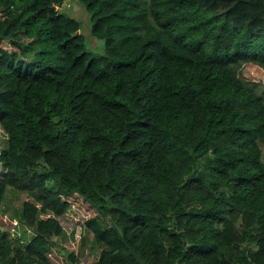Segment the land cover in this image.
<instances>
[{"label":"trees","instance_id":"1","mask_svg":"<svg viewBox=\"0 0 264 264\" xmlns=\"http://www.w3.org/2000/svg\"><path fill=\"white\" fill-rule=\"evenodd\" d=\"M65 1L0 0V264H264V0Z\"/></svg>","mask_w":264,"mask_h":264},{"label":"rangeland","instance_id":"2","mask_svg":"<svg viewBox=\"0 0 264 264\" xmlns=\"http://www.w3.org/2000/svg\"><path fill=\"white\" fill-rule=\"evenodd\" d=\"M60 11H62L64 14L76 19L80 24H81V33L84 37V40L87 44L88 47V43L91 44L92 46V53L95 54H103L104 51V46H103V42L101 40H98L95 37H92L90 34V27L92 25V22L90 20V17L88 15V13H86L84 11V9L82 7H80L77 2H75L74 0H67L63 3L62 7L60 8ZM89 27V29H88ZM89 30V33H88ZM246 77H251V75L247 72V71H243L242 72ZM252 79L254 81H263L264 83V73L263 72H258V73H253L252 74ZM4 141L5 139L1 138L0 135V150L4 147ZM263 160H264V149H263ZM2 175V170L0 169V176ZM20 207V201H19V194L15 193L14 191H11L9 193L6 194L5 197V201L3 204V210L7 211L8 214H18V210ZM72 215H76L74 213H72ZM18 216V215H16ZM75 217V216H74ZM77 218V216H76ZM62 222V226L65 228V235H66V239L63 243V246L67 249V250H72V248L74 247L75 241L76 239H74V236H72V232L76 229V224L74 223H66V222ZM26 231V230H25ZM28 233H26L25 235L23 234L24 232L21 230V228H17L13 231H11L10 236L12 238V240H20V242H22L23 245L26 244V241L29 239L30 236V231H26ZM91 242V241H90ZM92 259L95 260L96 259V255L92 256ZM81 264H87V263H81Z\"/></svg>","mask_w":264,"mask_h":264},{"label":"water","instance_id":"3","mask_svg":"<svg viewBox=\"0 0 264 264\" xmlns=\"http://www.w3.org/2000/svg\"><path fill=\"white\" fill-rule=\"evenodd\" d=\"M135 261L138 264H146L139 256H137L136 254H133Z\"/></svg>","mask_w":264,"mask_h":264}]
</instances>
